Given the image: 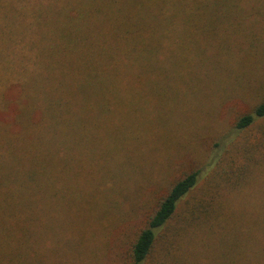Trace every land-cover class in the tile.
Wrapping results in <instances>:
<instances>
[{
	"label": "trees",
	"instance_id": "obj_1",
	"mask_svg": "<svg viewBox=\"0 0 264 264\" xmlns=\"http://www.w3.org/2000/svg\"><path fill=\"white\" fill-rule=\"evenodd\" d=\"M244 7V0H0V264L82 260L93 210L104 228L118 226L115 185L97 196L68 183H95L89 171L101 166L104 177L110 156L119 157L113 172L128 167L135 123L147 127L176 90L205 96L210 84L225 88L221 78L236 71L222 43L230 26L240 31ZM257 83L248 85L256 100L230 120L206 167L186 171L159 197L130 245L132 264H264V83Z\"/></svg>",
	"mask_w": 264,
	"mask_h": 264
},
{
	"label": "rangeland",
	"instance_id": "obj_2",
	"mask_svg": "<svg viewBox=\"0 0 264 264\" xmlns=\"http://www.w3.org/2000/svg\"><path fill=\"white\" fill-rule=\"evenodd\" d=\"M244 5L240 31L236 33L234 27L230 26L222 43L224 48H228V57L232 59L236 71L221 78L219 85L226 80L225 88L219 89V86L212 87L210 84L205 89L208 93L205 96L204 91L193 94L194 91L188 88L176 90L172 106L150 112L152 116L147 117H152L154 121L148 123L147 127L143 123H135L137 130L132 135L135 151L129 158L130 164L125 165L128 167L113 172L116 168L113 165H116L115 160L119 157L113 160L110 156L105 158L108 160L104 163V177L101 166L89 171L91 177L98 178L95 183L70 180L68 184L72 189L76 190L78 185L85 187L84 190L96 189L97 196H101L100 190L103 188L115 185L114 190L118 191L114 196L118 214L115 221L120 222L117 227L113 224L104 228L102 218L94 216L96 211L90 212V231L85 234L89 239L84 240L80 252L83 254L82 260L71 261V264H132L130 245L159 197L186 171L206 167L215 141L227 131L230 120L240 112L249 110L256 100L253 88L249 89L248 85L255 87L259 81L264 83V0H244ZM214 60L207 61L209 67ZM206 66L203 63L201 72H206ZM201 77H205V74L202 73ZM246 86L248 89H245ZM155 115L157 117H153ZM122 154L126 156L123 150ZM84 161L82 171L94 164L95 160L90 158ZM144 208L146 211L143 213ZM134 215L137 216L133 219ZM255 255L257 257V251Z\"/></svg>",
	"mask_w": 264,
	"mask_h": 264
}]
</instances>
